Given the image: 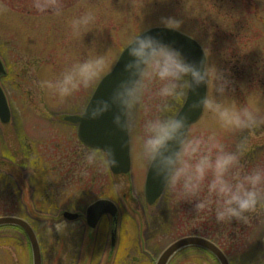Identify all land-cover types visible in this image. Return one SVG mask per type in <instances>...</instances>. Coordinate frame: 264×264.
Instances as JSON below:
<instances>
[{
	"label": "rangeland",
	"instance_id": "rangeland-1",
	"mask_svg": "<svg viewBox=\"0 0 264 264\" xmlns=\"http://www.w3.org/2000/svg\"><path fill=\"white\" fill-rule=\"evenodd\" d=\"M64 3L65 14L57 18L38 14L32 7L33 0H0V58L7 70L0 84L12 110V122H0V217L23 218L34 227L44 264H76L78 259L81 264H88L89 253L91 264H108L114 230L111 219L104 217L91 232L85 221L72 222L62 217L66 211L85 215L87 208L100 199L114 201L120 210L118 264H132L134 260L153 264L143 249L155 260L172 242L190 235L216 241L232 264H264V211L250 213L241 224H219L211 211L196 213L195 201L180 202L167 190L156 205L146 203L148 170L138 161V135L143 120L151 115L146 109L156 102L151 97H145L143 104L128 116L132 174L116 178L110 170L95 168H88L85 174L83 153L90 148L77 138V128L61 119L83 113L94 90L60 103L40 87L41 81L84 58L105 55L116 61L131 36L168 27L167 22L173 20L179 24L169 22L168 28L202 43L208 65H213L208 98L213 96L215 66L228 81L226 96L231 103L247 106L264 120V0ZM89 9L95 14V21L72 34L69 21ZM242 67L244 75H240ZM183 101L175 105L176 111ZM192 128L216 131L229 150L237 138L246 141L253 154H264V122L228 132L220 129L205 110ZM249 164L246 157L241 162L245 170L254 166ZM59 222L66 225L63 232L55 230ZM90 235L96 241L87 254ZM195 250L206 253L218 264L209 253ZM0 264H32L31 245L22 230L0 227Z\"/></svg>",
	"mask_w": 264,
	"mask_h": 264
},
{
	"label": "clouds",
	"instance_id": "clouds-1",
	"mask_svg": "<svg viewBox=\"0 0 264 264\" xmlns=\"http://www.w3.org/2000/svg\"><path fill=\"white\" fill-rule=\"evenodd\" d=\"M32 7L40 15L57 18L64 16L66 8L64 0H33ZM95 18L90 9L74 16L69 21L71 33H80ZM169 22L179 24L169 20L168 27ZM212 68L213 65L190 62L178 48L139 31L129 38L116 61L105 55L84 58L66 65L51 79L41 81L40 87L64 103L99 89L106 77L115 73V83L107 99H96L94 105L90 100L84 110L85 117L97 120L114 111L113 124L127 132L129 114L143 104L145 97H151L156 102L146 109L151 115L143 120L138 135L141 167L174 199L195 201L196 213L211 211L219 224L234 219L246 222L250 213L264 205V162L245 170L241 158L248 150L246 141L229 150L223 136L216 131L193 129L191 117L206 110L218 127L228 132L252 128L264 120L247 106L231 103L226 96L228 81L215 66L213 96L200 98L198 89L205 84L208 88ZM185 98L183 109L176 111L175 105ZM83 161L85 174L88 168L108 172L118 166L111 145L85 150ZM54 227L57 232H63L66 225L59 222ZM178 261L214 264L206 253L192 248L173 257L169 264Z\"/></svg>",
	"mask_w": 264,
	"mask_h": 264
},
{
	"label": "water",
	"instance_id": "water-1",
	"mask_svg": "<svg viewBox=\"0 0 264 264\" xmlns=\"http://www.w3.org/2000/svg\"><path fill=\"white\" fill-rule=\"evenodd\" d=\"M147 35L154 36L165 43L171 44L178 48L184 56L197 65H207V58L202 47L193 39L185 36L175 30L167 28H155L147 31ZM143 34V35H144ZM123 63V57L121 59ZM119 67V65H118ZM6 74L3 63L0 60V78ZM116 74L106 77L104 83L96 90L91 100L93 105L96 99H107L111 87L114 86ZM208 94L207 85H201L198 89L200 98ZM186 102V100H185ZM191 102V100L189 101ZM185 104V103H184ZM184 107V105H183ZM182 107V109H183ZM204 110L194 113L191 117L192 125L197 123L203 115ZM114 111L105 113L97 120H89L83 114L82 116L66 117L65 121L78 125V136L80 140L91 148H104L111 145L115 150V157L118 166L112 167L111 171L115 175H127L131 171V141L129 129L127 132L121 131L113 124ZM128 119V118H127ZM11 121V110L3 89L0 87V122L8 124ZM163 185L152 179L151 173L147 176L146 181V200L149 205H154L164 194ZM108 214L113 218L117 217V208L113 203L107 200H100L92 205L87 212V223L91 229H95L103 215ZM64 217L68 220H75L78 215L65 213ZM20 228L27 235L31 250L32 264H43L42 253L37 235L32 226L25 220L17 217H1L0 227ZM117 230L112 235V247L116 245ZM188 248H200L211 253L219 264H229L224 253L212 242L201 237L183 238L170 247H168L157 260L156 264H169V261L178 253Z\"/></svg>",
	"mask_w": 264,
	"mask_h": 264
},
{
	"label": "trees",
	"instance_id": "trees-1",
	"mask_svg": "<svg viewBox=\"0 0 264 264\" xmlns=\"http://www.w3.org/2000/svg\"><path fill=\"white\" fill-rule=\"evenodd\" d=\"M233 143H234V145L231 146L230 150H235L236 147L241 143V140H237V138H235L234 141H233ZM253 151L254 150H247L245 152V154L242 156L241 162H243V160L245 159V157L248 159V161H249V163L251 165H255L258 162H264V157H263L264 154H261L260 152H258L257 154H253ZM32 162H34V161L32 160ZM251 165H250V167H251ZM262 211H264V205L258 206L257 209L254 211L255 212L254 214L257 215L258 213H261ZM233 221L236 222V223H238V224H241L242 223V221H237L235 219Z\"/></svg>",
	"mask_w": 264,
	"mask_h": 264
},
{
	"label": "flooded vegetation",
	"instance_id": "flooded-vegetation-1",
	"mask_svg": "<svg viewBox=\"0 0 264 264\" xmlns=\"http://www.w3.org/2000/svg\"><path fill=\"white\" fill-rule=\"evenodd\" d=\"M76 3H78L77 1H76ZM244 71H245V68L244 67H242V69H241V73H240V75H244ZM111 219V218H110ZM82 220V219H81ZM85 221V220H84ZM111 223H112V225H114L113 223H114V221L111 219ZM120 236V235H119ZM94 237V236H93ZM95 241H96V239L94 238V242H93V244L95 243ZM89 251H90V249H86V253L88 254L89 253ZM118 252H119V250H118V247H117V249H116V251H115V253L113 254V253H110V256H109V258H108V261H107V263L108 264H114V263H116V264H118V260L116 259V257H117V255H118ZM145 254H147V255H149V258H150V261H152V263L154 264V261H153V258L150 256V252L146 249V250H144L143 251ZM183 253V252H182ZM182 253H180L178 256H181L182 255ZM208 253V252H207ZM112 255V256H111ZM87 257H88V264H91V259H92V254L91 253H89L88 255H87ZM214 258V257H213ZM132 262V264H140V263H142V262H139V261H137V260H134V261H131ZM76 264H81V262H80V259H78V261H77V263Z\"/></svg>",
	"mask_w": 264,
	"mask_h": 264
}]
</instances>
